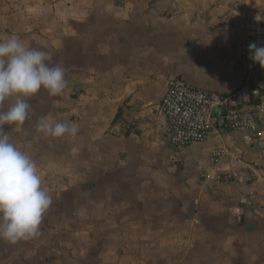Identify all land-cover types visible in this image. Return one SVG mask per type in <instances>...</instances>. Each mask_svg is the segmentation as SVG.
<instances>
[{
	"label": "crops",
	"instance_id": "0c3cea01",
	"mask_svg": "<svg viewBox=\"0 0 264 264\" xmlns=\"http://www.w3.org/2000/svg\"><path fill=\"white\" fill-rule=\"evenodd\" d=\"M13 35L68 83L26 98L25 123L4 128L52 203L36 237L0 239V264H264V111L260 132L181 148L159 110L175 78L252 104L264 0H0V40ZM41 117L78 134L44 137ZM217 147L244 158L237 176L213 180Z\"/></svg>",
	"mask_w": 264,
	"mask_h": 264
},
{
	"label": "clouds",
	"instance_id": "9594fccd",
	"mask_svg": "<svg viewBox=\"0 0 264 264\" xmlns=\"http://www.w3.org/2000/svg\"><path fill=\"white\" fill-rule=\"evenodd\" d=\"M249 51L250 59L264 69V45L252 43ZM51 61L48 51L29 47L18 36L0 40V103L15 98L6 111H0V239L11 244L39 234L52 197L42 186L37 163L10 140L4 128L25 123L30 109L26 98L41 89L53 97L64 92L65 69ZM36 131L44 137H76L79 128L75 122L41 117Z\"/></svg>",
	"mask_w": 264,
	"mask_h": 264
},
{
	"label": "built area",
	"instance_id": "2783aa9c",
	"mask_svg": "<svg viewBox=\"0 0 264 264\" xmlns=\"http://www.w3.org/2000/svg\"><path fill=\"white\" fill-rule=\"evenodd\" d=\"M262 88L261 83L252 94L261 97ZM216 108L224 110V128H220L218 120L212 117ZM159 110L168 121L170 141L182 148L205 143L215 132L223 129L251 132L263 114L264 106L261 102L246 104L237 93H216L199 88L185 79L175 78L169 82ZM209 162L216 182L224 180V175L237 176L245 165L241 155L221 147L210 152Z\"/></svg>",
	"mask_w": 264,
	"mask_h": 264
},
{
	"label": "water",
	"instance_id": "95a60500",
	"mask_svg": "<svg viewBox=\"0 0 264 264\" xmlns=\"http://www.w3.org/2000/svg\"><path fill=\"white\" fill-rule=\"evenodd\" d=\"M224 116H225V113H224V110L222 108H216L213 113H212V117L214 119H217L218 120V125L220 128H224L225 127V119H224ZM259 125V123L257 122L253 127H252V130L253 132H260L261 130L260 129H257V131H254V128L257 127ZM245 202L244 203H247L248 202L246 200H244Z\"/></svg>",
	"mask_w": 264,
	"mask_h": 264
},
{
	"label": "trees",
	"instance_id": "16d2710c",
	"mask_svg": "<svg viewBox=\"0 0 264 264\" xmlns=\"http://www.w3.org/2000/svg\"><path fill=\"white\" fill-rule=\"evenodd\" d=\"M260 94H261V96H262V95L264 94V90H262ZM256 100H257V101H256ZM251 101H252V103H257V102H258V98L255 97V96L252 94V100H251Z\"/></svg>",
	"mask_w": 264,
	"mask_h": 264
}]
</instances>
